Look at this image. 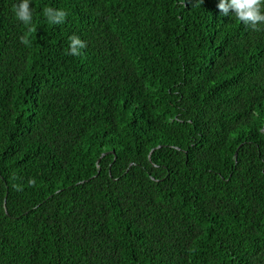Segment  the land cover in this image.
Returning a JSON list of instances; mask_svg holds the SVG:
<instances>
[{"label":"trees","instance_id":"1","mask_svg":"<svg viewBox=\"0 0 264 264\" xmlns=\"http://www.w3.org/2000/svg\"><path fill=\"white\" fill-rule=\"evenodd\" d=\"M18 3L0 0V264H264V25L219 0H30L29 31Z\"/></svg>","mask_w":264,"mask_h":264},{"label":"clouds","instance_id":"2","mask_svg":"<svg viewBox=\"0 0 264 264\" xmlns=\"http://www.w3.org/2000/svg\"><path fill=\"white\" fill-rule=\"evenodd\" d=\"M29 5L30 0H19L13 11L14 17L31 31L33 11ZM217 7L222 15H229L231 10V15L237 21L254 30H259L260 26L264 25V0H219ZM43 15L49 24L58 25L63 23L66 13L63 10L45 7ZM84 47L85 43L79 37H70L67 54L77 56Z\"/></svg>","mask_w":264,"mask_h":264}]
</instances>
